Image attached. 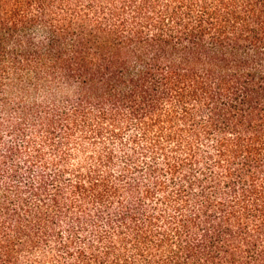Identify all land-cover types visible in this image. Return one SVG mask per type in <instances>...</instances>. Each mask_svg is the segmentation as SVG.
Returning <instances> with one entry per match:
<instances>
[{"label": "trees", "instance_id": "1", "mask_svg": "<svg viewBox=\"0 0 264 264\" xmlns=\"http://www.w3.org/2000/svg\"><path fill=\"white\" fill-rule=\"evenodd\" d=\"M0 264H264V0H0Z\"/></svg>", "mask_w": 264, "mask_h": 264}, {"label": "clouds", "instance_id": "2", "mask_svg": "<svg viewBox=\"0 0 264 264\" xmlns=\"http://www.w3.org/2000/svg\"><path fill=\"white\" fill-rule=\"evenodd\" d=\"M16 101L15 99L11 100L8 103V108L6 109V126L7 131H12L13 134H15V128L17 125L20 124V121L23 119V117L20 115L19 111L15 107ZM10 112L11 118L9 119L7 114Z\"/></svg>", "mask_w": 264, "mask_h": 264}]
</instances>
